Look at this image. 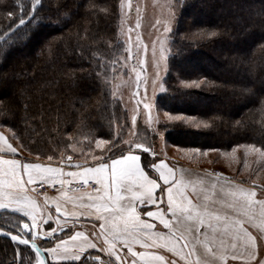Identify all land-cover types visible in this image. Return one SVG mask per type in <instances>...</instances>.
Instances as JSON below:
<instances>
[{
    "label": "trees",
    "instance_id": "trees-1",
    "mask_svg": "<svg viewBox=\"0 0 264 264\" xmlns=\"http://www.w3.org/2000/svg\"><path fill=\"white\" fill-rule=\"evenodd\" d=\"M119 2L41 0L32 23V0H0V126L18 133L31 157L69 152L79 136L112 137L122 113L105 76L118 51ZM175 9L165 90L155 101L205 125L163 123L165 139L223 152L264 145V0H185ZM18 215L2 211L0 223ZM17 252L34 258L0 236V264H18Z\"/></svg>",
    "mask_w": 264,
    "mask_h": 264
},
{
    "label": "snow or ice",
    "instance_id": "snow-or-ice-1",
    "mask_svg": "<svg viewBox=\"0 0 264 264\" xmlns=\"http://www.w3.org/2000/svg\"><path fill=\"white\" fill-rule=\"evenodd\" d=\"M40 6L41 0H32V10L27 12L32 23L41 18ZM24 14L22 10L20 15ZM174 17L173 13L163 22L165 34L171 31ZM19 24L24 25L25 19ZM160 45L163 61L162 39ZM144 108L150 105L144 103ZM132 121L135 124V116ZM12 137L19 140L16 146L0 132V209L20 215L0 223V234L10 237L17 249L24 246L34 252L27 261L23 252H17L18 264H264L256 254L258 240L264 239V185H246L244 179L214 173L225 183L217 192L218 182H214L209 192L204 181L178 176L164 160L154 162L155 153L153 161L146 160L150 149L144 144L133 140L117 144L119 134L111 141L96 139V148L106 154L93 153L90 165L73 164L71 156L65 164L63 154L54 162L55 153L47 156L46 163L34 161L31 151L23 155L18 133ZM244 147L264 157V145ZM65 167L76 170L65 171ZM36 185H40L38 192ZM45 186L57 194L49 196ZM81 221H90L91 229ZM42 242L52 246L42 249ZM86 249H98L108 260L88 256Z\"/></svg>",
    "mask_w": 264,
    "mask_h": 264
},
{
    "label": "rangeland",
    "instance_id": "rangeland-1",
    "mask_svg": "<svg viewBox=\"0 0 264 264\" xmlns=\"http://www.w3.org/2000/svg\"><path fill=\"white\" fill-rule=\"evenodd\" d=\"M178 2L179 0H123V8H121L120 0L116 37L118 51L112 54L107 63L105 79L109 98L118 103L122 116L114 121L111 138L79 136L80 139L69 146V152L54 156V162L59 161L61 154L64 155L65 161L69 156L73 157V164L91 162L93 153L96 156L103 153L101 148H96V139L111 141L119 134L117 144L127 140L142 143L153 153L175 157L182 164L198 170L201 174L220 172L223 177L232 176L236 180H241L243 177L264 185V163H262L264 157H259L257 153L244 147L246 145L234 147L235 152L233 149L227 152L218 149H200L199 152H192L191 149L199 148L178 147L165 139L163 123L179 120L195 128L205 125L204 121L185 114H170L155 101L156 96L165 90L167 60L171 55L170 34L174 28V19H172L171 31L165 34L163 22L171 19L173 13L175 14V6ZM157 21L161 23L157 24ZM161 39L164 41L166 56V60L163 61ZM113 61H116L115 68L112 66ZM178 83L188 86L196 84L180 79ZM138 100L142 101L139 105H137ZM144 103H148L150 109H145ZM133 116L136 117L135 124L132 121ZM169 117H179V119ZM0 128L12 138L11 142L14 146L19 143L17 138L12 137L11 128L6 126ZM86 142H88L87 147ZM23 155L29 154L23 150ZM31 159L47 161V158L31 157ZM245 161H247L246 165ZM41 245L43 249L49 247L43 242ZM96 255L100 253L88 254V256ZM102 258L108 260L106 257Z\"/></svg>",
    "mask_w": 264,
    "mask_h": 264
},
{
    "label": "crops",
    "instance_id": "crops-1",
    "mask_svg": "<svg viewBox=\"0 0 264 264\" xmlns=\"http://www.w3.org/2000/svg\"><path fill=\"white\" fill-rule=\"evenodd\" d=\"M0 132L4 133L6 136H8L4 131H2L0 129ZM137 155H140V151H137L136 153ZM147 156L149 158H151L150 161H153V153H147ZM155 161L154 162H159V160H164L168 166L170 168H174L176 170V173L178 176H183L185 179H191L197 183H199L200 181H204V183L207 185L208 187V191L211 192L212 191V185L214 182H218L217 183V192H219V186L220 185H224L225 181L224 179L222 178H218L216 177L214 174L212 173H209V174H201L198 170L196 169H193L191 167H189L188 165H185V164H182L181 162H179L175 157H171V156H161V155H158L155 153ZM34 161H37L39 162L40 159H32ZM44 161V160H42ZM45 163L47 161H44ZM65 164H67V161H65ZM89 165L91 163H88ZM58 166V165H57ZM76 170L75 168H72V167H65V171H74ZM220 173V172H219ZM226 177V176H225ZM227 178L229 179H232L233 177L232 176H227ZM241 179H244L245 180V184L248 185V184H252L253 182H255L257 185H262L260 182H256V181H252V180H247L245 178H241ZM236 180V178H235ZM236 181H239V180H236ZM49 196H55L57 193H48ZM69 195H72V193H69ZM37 199H39L41 202L43 201V196H37L36 197ZM219 198V197H217ZM51 204V201L49 202ZM2 211H7V212H10L9 210H5V209H0V212ZM52 213L53 215L55 214V209H54V206L52 207ZM16 214H19V213H16ZM20 215V214H19ZM81 223H84L87 225V228L88 229H91V222L90 221H81ZM53 227H55V225L53 224ZM79 230H83V229H79ZM250 231L253 232V235H256L257 232L255 229H249ZM57 235H59V233H57ZM257 248H256V254L259 258H262L264 259V239H260L258 240L257 242ZM52 246L51 244L49 245V247ZM100 253L98 251V249H86V253L87 254H90V253ZM101 254V253H100ZM105 257H107L106 254H103ZM114 259V258H113Z\"/></svg>",
    "mask_w": 264,
    "mask_h": 264
},
{
    "label": "built area",
    "instance_id": "built-area-1",
    "mask_svg": "<svg viewBox=\"0 0 264 264\" xmlns=\"http://www.w3.org/2000/svg\"><path fill=\"white\" fill-rule=\"evenodd\" d=\"M45 187L47 189V186H45ZM76 187H78L81 191H83V186L82 185H78ZM36 188H37V192H38V190L40 188V185H36ZM47 190H48V193H56L55 189H47ZM37 196H42V194H38Z\"/></svg>",
    "mask_w": 264,
    "mask_h": 264
},
{
    "label": "water",
    "instance_id": "water-1",
    "mask_svg": "<svg viewBox=\"0 0 264 264\" xmlns=\"http://www.w3.org/2000/svg\"><path fill=\"white\" fill-rule=\"evenodd\" d=\"M0 236L10 240V237L4 236L3 234H0Z\"/></svg>",
    "mask_w": 264,
    "mask_h": 264
}]
</instances>
